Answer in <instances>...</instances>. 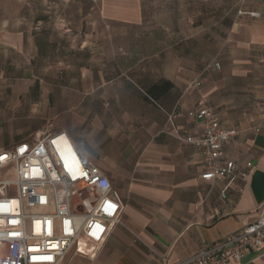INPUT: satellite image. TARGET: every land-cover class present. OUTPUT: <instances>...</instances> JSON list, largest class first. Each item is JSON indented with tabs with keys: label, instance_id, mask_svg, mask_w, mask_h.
<instances>
[{
	"label": "crops",
	"instance_id": "crops-1",
	"mask_svg": "<svg viewBox=\"0 0 264 264\" xmlns=\"http://www.w3.org/2000/svg\"><path fill=\"white\" fill-rule=\"evenodd\" d=\"M31 29L0 36V150L65 132L124 211L96 260L175 264L264 209V0H34ZM48 10V11H47ZM200 83V87L196 84ZM208 103L238 136L247 182L202 180ZM251 251L241 264H264Z\"/></svg>",
	"mask_w": 264,
	"mask_h": 264
},
{
	"label": "built area",
	"instance_id": "built-area-1",
	"mask_svg": "<svg viewBox=\"0 0 264 264\" xmlns=\"http://www.w3.org/2000/svg\"><path fill=\"white\" fill-rule=\"evenodd\" d=\"M196 118L203 124L202 134L186 141L201 151L202 180L233 177L246 183L253 164L237 174L225 151L238 133L225 129L205 101ZM123 211L112 182L65 132L0 150V264L93 262L113 229L122 225ZM251 251H262L264 260V209L253 223L175 264H241Z\"/></svg>",
	"mask_w": 264,
	"mask_h": 264
},
{
	"label": "rangeland",
	"instance_id": "rangeland-1",
	"mask_svg": "<svg viewBox=\"0 0 264 264\" xmlns=\"http://www.w3.org/2000/svg\"><path fill=\"white\" fill-rule=\"evenodd\" d=\"M44 6L34 0H0V36L35 27L39 17L47 16Z\"/></svg>",
	"mask_w": 264,
	"mask_h": 264
}]
</instances>
